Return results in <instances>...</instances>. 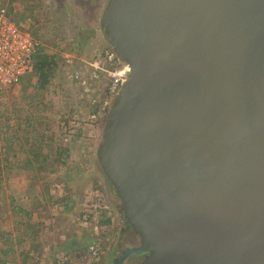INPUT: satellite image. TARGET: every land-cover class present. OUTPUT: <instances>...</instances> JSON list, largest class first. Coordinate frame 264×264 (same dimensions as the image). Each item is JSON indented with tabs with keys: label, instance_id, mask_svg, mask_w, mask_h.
<instances>
[{
	"label": "water",
	"instance_id": "water-1",
	"mask_svg": "<svg viewBox=\"0 0 264 264\" xmlns=\"http://www.w3.org/2000/svg\"><path fill=\"white\" fill-rule=\"evenodd\" d=\"M129 66L98 160L141 264H264V0H109Z\"/></svg>",
	"mask_w": 264,
	"mask_h": 264
},
{
	"label": "rangeland",
	"instance_id": "rangeland-1",
	"mask_svg": "<svg viewBox=\"0 0 264 264\" xmlns=\"http://www.w3.org/2000/svg\"><path fill=\"white\" fill-rule=\"evenodd\" d=\"M20 1L23 3L17 7V13L23 19V21L20 20L22 26L36 34L40 40V46L46 53L52 55L58 53L62 61L55 73V78L44 87L37 86L35 81L26 85L28 76L23 78V81L12 88L9 93L0 97V165L3 168L0 173V229H12L10 228L12 225L14 228L35 225L34 229L38 231L39 246L42 253L46 255L42 257L43 264H50L51 260L63 251L61 247L63 242L72 240L67 227L79 223H76L74 216L68 213L66 219H60V215L64 214L52 206L53 199L51 200L45 193L48 186L51 194H65L66 188L63 187L65 180L62 179L64 175L58 168L63 166V171L67 173V176L75 179L77 188L81 187L84 190V187H88L89 194L81 197V202L91 201L90 195L94 190L95 179H99L100 185L104 188L101 202L113 211L114 224L107 231L108 237L100 239L104 245L107 244V249L104 248L102 252L101 261L110 249L108 245H112L119 237L122 208L116 194L112 193L103 169L98 163L99 160H97L98 148L104 136L106 123L103 125L89 124L85 134L78 138L64 137L63 129H65L64 116L70 112L78 98L77 92L74 93L71 87L73 71L83 64L82 62L93 61L100 53L101 46L110 45L101 26V19L109 0ZM81 33L87 38H78ZM78 40L83 42L79 43ZM27 119L28 121L30 119L33 125L28 124ZM42 135L48 137L51 149L63 146L65 140L70 139L66 142H69L68 146L71 151L69 157L61 159L54 151L52 160L54 164L52 168L47 169L49 172L36 169L38 162L42 159H35V166L27 163L29 159H32L31 144L36 141L37 147L42 146L44 140ZM13 137L15 139L12 141ZM7 150L11 154L8 160L5 157ZM48 150L44 148L42 155ZM62 161L66 163V167L62 165L64 164ZM8 165L9 168H7ZM50 171L52 176L49 174ZM70 184L72 185L73 182ZM76 189L73 199L78 204L77 199L83 191ZM17 200L24 204L28 213H32V218L18 210H16L17 214L15 213L11 202H17ZM94 203L92 209L99 207L98 203ZM44 205H47L49 213ZM78 208L82 209L80 206ZM18 214L25 217L23 220H27L26 224L17 223ZM54 219H57L56 225L53 224L51 227ZM18 235L15 237L17 238ZM23 237L27 242L29 236L25 234ZM19 258L22 260L21 255ZM137 262L138 257H131L125 264H137Z\"/></svg>",
	"mask_w": 264,
	"mask_h": 264
},
{
	"label": "trees",
	"instance_id": "trees-1",
	"mask_svg": "<svg viewBox=\"0 0 264 264\" xmlns=\"http://www.w3.org/2000/svg\"><path fill=\"white\" fill-rule=\"evenodd\" d=\"M21 3L23 2L20 0H11L10 4L8 5L9 15L17 22H20V20L23 21L21 15H18L17 13L18 12L17 7ZM28 31L31 32L30 30ZM31 34L38 41H40L38 37H36V34H33L32 32ZM83 36L84 34L81 33L80 35H78V38L80 39L87 38ZM78 41L79 43L83 42L81 40H78ZM101 47L102 48H100L101 49L100 53H102L105 50H112V47L110 45H106V46L103 45ZM61 61H62V58L60 57L58 53L54 55L46 53L45 50H43L42 47L40 46V42H39V46L37 47L32 57V64H33L32 71L27 73L26 76L25 75L22 76L21 79L15 85H13L10 89L6 90L3 94L6 95L7 93H9V91L12 88H14L16 85H18L19 83L23 81V78L28 77V76L29 78L27 79L26 85L35 81L37 86L44 87L46 84H49L55 78V73L57 72L61 64ZM82 63L83 64H81L77 69H75L71 75V78H72L71 87L74 93L77 92L76 93L77 96H78V91H77L78 87L75 81L73 80V76L77 71H82V74H86L87 72L86 69H87L89 62H85V63L82 62ZM98 108H99V105H92L91 103L85 100H79V98H77L76 103L72 105L70 112H68L64 116L65 117L64 118L65 127L70 128L71 122L74 121V128L71 129L72 138L73 137L78 138L81 135H84L85 134L84 132L88 128L89 124L103 125V123H106V120L104 119H98L96 121L89 122L90 121L89 116H91V114L97 111ZM27 123L28 124L31 123L33 125L30 119L29 121L27 119ZM42 137H44V140L42 138L43 140L42 146L37 147L36 141L33 142L32 144L30 143L33 148L32 159H29L27 163L28 165L33 166L35 159L37 160L42 159V161L40 162L37 161L39 165L36 167V169H38L41 172H49L47 171V169L52 168L54 164V162L52 161L54 159L53 157L54 151L58 153L59 158L61 159L63 157L64 158L69 157L71 151H70V147L68 146L69 142L68 143L66 142L69 141L70 139L65 140L63 146L61 145L57 149H53V148L51 149L50 147L51 144L47 140L48 137L43 136V135ZM14 139L15 138L13 137L12 141ZM12 141L10 140V143ZM44 148H48L49 150L45 154L42 155V152H44ZM4 150L6 151V148ZM5 155H6L5 156L6 160H8V157L11 156L9 150H7ZM97 160H98V157H97ZM8 163H11V161H8ZM62 163H64L62 165L66 167V163L64 161H62ZM7 168H9V165ZM58 168L62 170V173L64 175V178L62 179L65 180L64 185L66 187L63 186L64 189L66 188L65 194H61V195H54L53 193L51 194L48 186L46 187L45 193L49 195L50 199L51 198L53 199V202H51L52 206H54L55 209L57 208L58 210L61 211V213L64 214V215L61 214L62 216L60 215L59 217L60 219H66L68 217L67 215L68 213L74 216L73 219L75 220L76 223L79 222L77 225H71L67 227L69 228L68 234L71 235L70 237H72V240L63 242V244L61 245V247H63V251H61L60 253V254L65 253L66 255L71 256L75 260H79L81 258L86 257V255H88V247L93 242L95 235L98 236L100 239L108 237L107 231L108 229L110 230V228L114 224V215H113V211L106 208L104 206V203L101 202V196L102 198L104 196V188L100 185L99 179H95L93 183L94 190H93V193H91L90 195V198H92L91 201L81 202V197L89 194L88 187H84V190L81 187L77 188V183L75 179H70L67 176V173L63 171V166H59ZM2 171H3V168L0 165V173ZM55 171L57 172L58 170H55ZM49 174L50 176H52L51 171ZM107 181L110 185L112 193L115 194L112 184L110 183L108 179ZM71 182H73L72 185L70 184ZM75 189L77 191H79L80 189L81 191H83L80 194L81 196H79L77 199V201L79 202L78 204H76L75 203L76 200L73 199L74 198L73 193L75 192ZM88 198L89 196L87 197V199ZM94 202L99 204V207L97 206L94 208V210L96 211V214L92 213V210H93L92 208H93V205L95 204ZM11 204L14 206L13 209L15 210V213H16V210H18L20 213L27 215V216L29 215L32 218V213H28V210H26L24 204L21 203L20 200H17V202L12 201ZM88 205L90 207H88ZM44 206H46L45 210L49 213L47 205H44ZM79 206L82 207L83 210L78 208ZM18 216H19V220L17 221V223H25V224L27 223V220L25 221L23 220V218L25 217H23L21 214H18ZM120 217H121V225H120L119 237L112 245L111 244L108 245V247L110 248L108 249L109 250L108 253L105 254V256L101 259V261L99 259L98 264H118L119 261L123 258V256L128 251H130L131 249L135 247H138L140 244L138 236L133 232L132 228L127 223L123 215L122 208L120 210ZM84 219L88 220L89 226L86 227L81 224V222ZM56 220L57 219H54V221L51 223V227L53 224L56 225ZM34 227L35 225L31 227L23 226L21 228H16V232H17L16 235L19 234L17 238L15 237L16 239L14 238V235L10 232V230L0 229V264H42L41 256L39 257V255H41L39 252L41 251L36 250L39 247L38 236H37L38 231H36ZM97 230H98V233L96 234L95 232ZM25 234L26 236H29L28 239L30 240V243L28 244L27 247H26V241L22 237ZM16 246L19 247L18 251L14 248ZM103 246H104L103 248L107 249V244L105 245L103 244ZM19 255L22 256V260L19 258ZM57 255L51 260L50 264H54V262L57 261L56 260ZM128 258H126L122 264L126 263Z\"/></svg>",
	"mask_w": 264,
	"mask_h": 264
},
{
	"label": "built area",
	"instance_id": "built-area-1",
	"mask_svg": "<svg viewBox=\"0 0 264 264\" xmlns=\"http://www.w3.org/2000/svg\"><path fill=\"white\" fill-rule=\"evenodd\" d=\"M10 1L0 0V97L22 76L32 71V57L39 46V41L31 32L9 15ZM86 71V74L77 71L73 76L78 87V98L92 105H99L98 110L89 116V122L106 120L122 85L129 78L130 68L112 48L98 53L95 59L88 63ZM64 128L63 136L71 137L74 121L71 122L70 128ZM92 213L96 214V211L93 209ZM81 224L89 226L87 219ZM95 233L97 234L98 230ZM103 247L102 241L95 235L86 257L75 260L65 253L58 254L54 264H98Z\"/></svg>",
	"mask_w": 264,
	"mask_h": 264
},
{
	"label": "crops",
	"instance_id": "crops-1",
	"mask_svg": "<svg viewBox=\"0 0 264 264\" xmlns=\"http://www.w3.org/2000/svg\"><path fill=\"white\" fill-rule=\"evenodd\" d=\"M33 216V215H32ZM11 223H13V222H11ZM10 225V224H9ZM16 227V226H15ZM10 228H12V229H7V230H10V232L14 235V238H15V236H16V228H14V225H12ZM23 237V236H22ZM24 238V237H23ZM30 243V240L29 239H27V242H26V247L28 246V244ZM17 251H18V249H19V247H14ZM13 249V248H12ZM14 250V249H13ZM37 251H41V252H39L41 255H39V257L41 256V262H42V264H43V258L42 257H44V256H46L45 254H43L42 253V250H41V248H40V246L38 247V249H36Z\"/></svg>",
	"mask_w": 264,
	"mask_h": 264
},
{
	"label": "flooded vegetation",
	"instance_id": "flooded-vegetation-1",
	"mask_svg": "<svg viewBox=\"0 0 264 264\" xmlns=\"http://www.w3.org/2000/svg\"><path fill=\"white\" fill-rule=\"evenodd\" d=\"M136 248V247H135ZM134 249V248H133ZM132 250V249H131ZM144 254H133V255H130L129 256V258H131V257H138V262H137V264H141L142 263V261H143V259H144ZM128 258V257H127ZM129 258L127 259V260H129ZM125 264V263H124Z\"/></svg>",
	"mask_w": 264,
	"mask_h": 264
}]
</instances>
